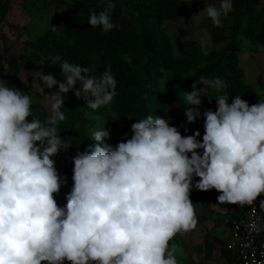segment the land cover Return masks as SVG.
<instances>
[{"label":"clouds","instance_id":"1","mask_svg":"<svg viewBox=\"0 0 264 264\" xmlns=\"http://www.w3.org/2000/svg\"><path fill=\"white\" fill-rule=\"evenodd\" d=\"M102 2L88 24L118 29L111 18L115 4ZM232 9V0H220L219 7L206 4L202 11L219 27ZM201 50L209 54L203 41ZM52 62L65 81L36 72L34 80L57 89L43 122L33 112L34 98L0 78V264H178L170 241L197 227L193 188L215 189L219 203L240 207L264 194V101L249 105L235 96L229 103L219 94L216 110L203 112L202 142L199 131L182 136L169 120L152 115L133 123L131 138L115 147L105 143L110 131L104 126L93 130L96 143L73 158V187L66 206H58L53 194L61 181L52 157L70 146L58 132L66 119L63 94L80 82L75 96L96 110L113 103L117 81L110 67L95 76L91 67L59 56ZM198 84L217 93L228 87L220 77H199L183 94L188 123L201 117Z\"/></svg>","mask_w":264,"mask_h":264},{"label":"trees","instance_id":"2","mask_svg":"<svg viewBox=\"0 0 264 264\" xmlns=\"http://www.w3.org/2000/svg\"><path fill=\"white\" fill-rule=\"evenodd\" d=\"M7 2V0H0V13H6ZM112 2L115 4V9L111 18L114 24L120 25L118 29L104 32L99 27L92 28L88 24L91 11H101L105 3L102 0H79L54 18L50 28L37 38L38 50L30 55L33 60H42L47 74L52 73L59 82H64L65 77L59 63L52 62L56 56H59L61 61L91 67L92 75L95 76H100L110 67L117 81L116 96L111 107L117 115L123 117L124 126L119 135H116V129L113 127L110 138L105 140L106 144L115 147L122 140L130 139L131 125L148 115L169 120L170 125L177 127L181 133L182 125L175 123L172 117L165 115V112L170 108V104L184 106L183 94L191 91L192 85L201 76L220 77L228 84L224 93H217L215 89L203 84L197 85L201 96L211 100L209 109L213 111L216 110L215 98L219 94H226L229 103L235 96H241L249 105L264 101L263 96L254 86L244 79L236 60L232 40L226 45L224 51L212 50L207 56L202 50L197 49L190 50L185 56L174 55L163 32V23L172 16L185 13L191 5L189 1L112 0ZM247 3L248 0H232L233 9L228 14L237 15V24L240 14L247 10ZM256 4L257 0H252V5L250 4L248 8L249 17ZM208 27L215 44L228 40L222 27L214 26L210 19H208ZM238 29L237 25L236 30ZM245 33L253 38L258 37L264 42V23L260 30L249 22ZM8 66L15 75L18 74L20 64L17 59L9 60ZM5 68L4 55L0 52V70ZM166 71L169 77L162 87L161 81ZM10 86L15 87V85ZM81 88L82 85L77 82L72 90L63 94L65 101L61 111L64 112L66 119L59 123L58 132L63 140L70 143V146L52 157L61 181L59 192L54 193L53 198L60 207L66 206V197L73 187V158L78 152L82 153L96 143L92 140L90 132V127L95 124V121L88 114H103L105 111V106L96 110L90 109L83 96L78 99L75 91ZM47 90L51 93L57 89L47 88ZM32 108L42 122L51 115V111L45 108L41 101H35ZM202 119L204 121L203 114ZM194 132L196 131L189 130L191 134ZM198 179V177L195 178L193 184ZM214 191L215 189L205 192L193 188L190 197L207 203L212 199ZM225 206L234 211L237 209V205ZM232 214L235 213L232 212ZM177 237L178 235L170 241V244H173ZM205 243L210 256L218 245L222 246L223 253L229 252L228 249L225 250L226 243L223 239H217L214 243L206 239Z\"/></svg>","mask_w":264,"mask_h":264},{"label":"rangeland","instance_id":"3","mask_svg":"<svg viewBox=\"0 0 264 264\" xmlns=\"http://www.w3.org/2000/svg\"><path fill=\"white\" fill-rule=\"evenodd\" d=\"M7 11L0 13V52L4 55L5 69L0 70V78L9 85L30 94L34 101H41L45 108L50 111V94L47 86L38 79L34 80L35 74L42 71L47 74L46 67L41 60H33L30 55L37 51L36 40L50 28L51 22L60 15L66 8L76 4L79 0H7ZM191 3L185 13L172 16L163 23V32L166 35L171 50L176 56H185L190 50H201V42L207 44L208 52L212 50L224 51L230 40L234 42V50L238 66L241 68L244 79L252 84L264 98V42L258 37H251L245 33L250 22L251 25L262 29L264 23V0H257L252 12H249L252 0H248L246 11H243L236 22L237 15L228 14L221 16V27L228 36V40L215 44L212 40L207 16L203 13L206 4H214L219 7L220 0H187ZM200 13V14H199ZM199 16H195L198 15ZM236 22V23H235ZM239 27L236 30L237 25ZM194 42V44H192ZM9 50H8V49ZM7 51V52H6ZM17 59L20 69L17 75L9 68V60ZM169 77L165 72L161 81L163 87ZM202 104L199 107L201 117L194 123H188L185 116V109L188 107L183 100L184 106L170 104L165 115L174 119L175 123L182 125V136L193 135L189 130L199 131L197 139L202 142L204 135V121L202 114L208 110L211 100L202 97ZM95 124L90 127V132L103 127L110 133L113 127L116 135L124 126V119L111 107L105 106L103 114L89 113ZM195 133V132H194ZM202 154L203 150H197ZM220 195L216 190L212 199L203 203L198 198L190 197L194 203L198 224L196 229L183 235L177 234L175 253L178 264H228L227 260L217 250L211 256L206 251V238L226 237L227 203H219L217 197ZM215 241V240H214ZM65 264L70 262L65 261Z\"/></svg>","mask_w":264,"mask_h":264},{"label":"built area","instance_id":"4","mask_svg":"<svg viewBox=\"0 0 264 264\" xmlns=\"http://www.w3.org/2000/svg\"><path fill=\"white\" fill-rule=\"evenodd\" d=\"M264 200L261 194L252 206L237 205L235 214L228 215L229 234L226 248L234 254V264H264V209H260L259 202ZM253 225L262 230L256 232Z\"/></svg>","mask_w":264,"mask_h":264},{"label":"crops","instance_id":"5","mask_svg":"<svg viewBox=\"0 0 264 264\" xmlns=\"http://www.w3.org/2000/svg\"><path fill=\"white\" fill-rule=\"evenodd\" d=\"M225 208L227 209L226 210V217L228 216V215H231L232 214V209L231 208H228L227 206H225ZM226 217H225V219H226ZM224 218H223V220H224V226L226 225V237H224V238H220V237H214L213 239H208V238H206V239H208L209 241H210V243H214V240L216 241L217 239H223L224 240V242L226 243V241H227V237H228V234H229V225H228V223L226 222V220H225ZM206 246V251H208V249H207V245H205ZM222 246H220V245H218L217 246V248L213 251V253L215 252V251H219L220 252V254L222 255V256H224V258L227 260V262H228V264H234V261H235V257H234V254L232 253V251L231 250H229L228 249V253L227 254H225V253H223V251H222V248H221ZM227 248H226V246H225V250H226ZM212 253V254H213Z\"/></svg>","mask_w":264,"mask_h":264}]
</instances>
